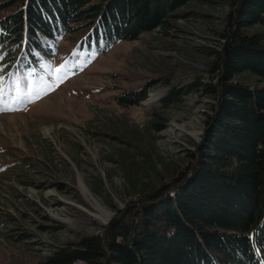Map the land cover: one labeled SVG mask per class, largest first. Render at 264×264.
I'll use <instances>...</instances> for the list:
<instances>
[{"label": "rangeland", "instance_id": "374dc122", "mask_svg": "<svg viewBox=\"0 0 264 264\" xmlns=\"http://www.w3.org/2000/svg\"><path fill=\"white\" fill-rule=\"evenodd\" d=\"M5 1L0 18L17 6L3 8ZM233 3L191 0L169 26L105 52L81 47L87 29L78 28L63 37L55 56L29 71H13L0 50L9 103L17 87L26 93L30 84L54 85L39 99L21 95L16 110L0 111V264H49L59 248L101 234L120 211L187 170L215 97L194 90L167 107L162 99L171 88L216 81L209 71ZM144 87V101L120 103L119 96ZM157 91L164 96L148 104ZM103 210L112 214L106 221Z\"/></svg>", "mask_w": 264, "mask_h": 264}, {"label": "trees", "instance_id": "16d2710c", "mask_svg": "<svg viewBox=\"0 0 264 264\" xmlns=\"http://www.w3.org/2000/svg\"><path fill=\"white\" fill-rule=\"evenodd\" d=\"M190 2L7 0L3 8L17 6L0 18V50L13 71H29L84 28L80 46L105 52L169 26ZM233 4L209 71L216 81L174 87L162 99L167 107L194 90L215 97L187 170L120 211L101 234L59 248L49 264H264V34L249 32L264 28V0ZM245 73L256 81L239 80ZM144 88L120 103L144 101Z\"/></svg>", "mask_w": 264, "mask_h": 264}, {"label": "snow or ice", "instance_id": "6c2138e0", "mask_svg": "<svg viewBox=\"0 0 264 264\" xmlns=\"http://www.w3.org/2000/svg\"><path fill=\"white\" fill-rule=\"evenodd\" d=\"M2 59V57H0ZM64 68L62 65L60 68L56 69L57 77L55 81V85L58 86L59 82H62L63 76L60 75ZM34 71V70H33ZM3 80L4 77L0 76V111H9V110H16L13 105L20 103L21 95H25L29 100L39 99L42 95H46L47 92L52 91L54 88L53 84H45L43 87L40 88H33L30 84L28 86L26 93H20V89L17 87L16 91L18 93L17 96L11 98V103L4 99V89H3Z\"/></svg>", "mask_w": 264, "mask_h": 264}, {"label": "bare ground", "instance_id": "6f19581e", "mask_svg": "<svg viewBox=\"0 0 264 264\" xmlns=\"http://www.w3.org/2000/svg\"><path fill=\"white\" fill-rule=\"evenodd\" d=\"M162 96H164V91H161V92H154V93H151L150 94V97L148 98V100L146 101L148 104H152V103H154V102H156V101H158V99H160ZM174 129V128H173ZM175 129H180V130H182L183 131V129L182 128H178V127H176ZM196 139H198L199 138V133L198 132H192L191 133ZM46 135H51V130L50 129H46ZM103 214L105 215V217H104V219H105V221L106 220H108L111 216H112V214L110 213V212H107V211H105V210H103Z\"/></svg>", "mask_w": 264, "mask_h": 264}]
</instances>
